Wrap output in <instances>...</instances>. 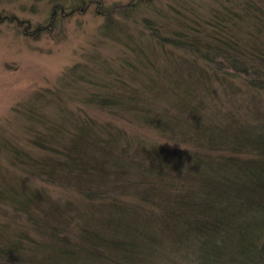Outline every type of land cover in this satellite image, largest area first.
<instances>
[{"label":"trees","instance_id":"16d2710c","mask_svg":"<svg viewBox=\"0 0 264 264\" xmlns=\"http://www.w3.org/2000/svg\"><path fill=\"white\" fill-rule=\"evenodd\" d=\"M216 1L209 21L193 8L187 19L199 15V26L187 21L172 37L143 20V31L178 52L155 74L144 67L160 76L155 88L126 81L111 94L114 77L88 99L171 137L179 155L141 134L129 141L114 120L59 107L48 135L33 142L57 156L15 149L21 182L0 178V216L26 219L14 239L0 233V264H264V0ZM143 2L111 17L131 19ZM39 183L69 194L53 199ZM33 230L39 239L28 241Z\"/></svg>","mask_w":264,"mask_h":264},{"label":"rangeland","instance_id":"374dc122","mask_svg":"<svg viewBox=\"0 0 264 264\" xmlns=\"http://www.w3.org/2000/svg\"><path fill=\"white\" fill-rule=\"evenodd\" d=\"M131 1L0 0V178L5 173V179L15 182L13 184L21 182L23 174L12 164L15 149L25 148L35 157L57 156L52 151L36 148L33 142L45 133L48 135L46 127L49 123L55 124L54 120L60 114L59 107L82 115L85 120L87 117L114 120L118 128L128 135H123L126 139H133L131 136L138 134L148 139L155 138L168 147L166 152L179 155L177 150L181 145L171 137H160L146 131L142 122L133 115H126V120H123L98 110L93 102L88 103L89 95L107 90L108 80H114V77L117 79L110 86L108 93L111 94L116 93L126 81L141 90L155 88L157 85L153 80L158 83L160 78L157 77L160 76L151 77L147 70L155 74L160 64H166L178 52L173 51L172 45L143 31V20L152 19L157 32L162 30L159 36L167 37L169 33L172 37L171 30H183L187 21V27L190 24L199 26L194 22L199 15L193 22L189 21L193 18V8L209 21L210 9L219 6L220 2L142 0L144 5L140 13L131 19L120 22L111 17L112 10ZM107 11L110 13L106 16ZM146 54H151L149 62L145 60ZM146 66L147 70L144 69ZM148 181L151 182L150 179ZM42 184L39 189L44 188L45 191L40 192L53 199L69 194L61 188ZM2 211L1 208L0 214ZM191 217L195 219L197 216ZM25 221L24 216L4 213L0 216V233L7 240L14 239L18 231L25 228ZM234 223H241V220ZM245 233L248 242H252L255 230L249 228ZM33 239H39L34 230L28 234V241Z\"/></svg>","mask_w":264,"mask_h":264}]
</instances>
